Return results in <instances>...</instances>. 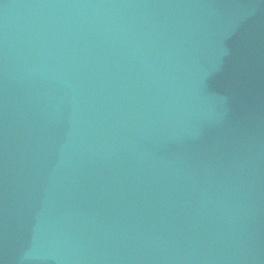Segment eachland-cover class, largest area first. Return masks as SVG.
Instances as JSON below:
<instances>
[{"label":"water","instance_id":"water-1","mask_svg":"<svg viewBox=\"0 0 264 264\" xmlns=\"http://www.w3.org/2000/svg\"><path fill=\"white\" fill-rule=\"evenodd\" d=\"M0 264H264V0H0Z\"/></svg>","mask_w":264,"mask_h":264}]
</instances>
